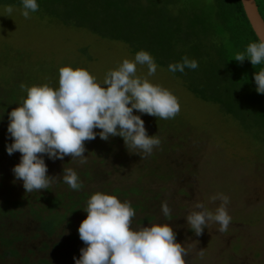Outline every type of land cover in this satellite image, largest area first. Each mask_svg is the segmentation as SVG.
I'll return each instance as SVG.
<instances>
[{
  "label": "rangeland",
  "instance_id": "obj_1",
  "mask_svg": "<svg viewBox=\"0 0 264 264\" xmlns=\"http://www.w3.org/2000/svg\"><path fill=\"white\" fill-rule=\"evenodd\" d=\"M202 3L199 0L196 4ZM6 7L8 5H0V90L13 92L11 96L19 100L33 85L47 83L58 87L59 69L63 66L84 67L102 82L109 70L117 68L124 59L134 58L135 54L119 42H107L84 31L72 32L61 24L40 18L39 13H31L30 18L25 19L20 6H11L13 12L9 15ZM90 43H93L90 51L97 57L92 63L87 61L89 54L78 55L80 49ZM146 72V66H138V75ZM149 79L177 96L180 103L177 115L181 122L178 123L177 118L164 120L144 115L145 120L150 117L144 122L147 134H158L161 139L151 155L134 153L139 152L138 149L128 150L119 136L110 137L108 141L99 136L86 141V163H80L79 158L71 160L70 156L53 161L45 155L48 175L60 176L63 168H73L83 187L72 190L67 184L54 180L50 194L46 190L26 194L31 196V203L42 206L47 205L46 199L39 198L43 193L45 197L64 195L62 213L72 207L71 203L79 201L81 204L74 212H67L76 227L65 222L49 236L39 229L40 223L26 210L25 215H20L21 220H16L21 231L16 234L24 233L23 239L15 245L19 254L4 257L7 250L0 242L3 258L0 264H25L22 260L25 256L31 262L45 257L54 264H66L60 255L64 250L55 247L57 241L75 243L80 249L84 247L79 237L71 240L72 235H79L78 227L86 218L87 213L82 209L94 192L114 194L116 188L123 190L117 194L122 201L141 202V207L135 210L134 227L164 222L161 205L169 204L172 209L169 223L177 233V242L184 244L189 252L186 264H264L262 133L253 126L250 130L244 129L243 122L225 114L218 105L197 98L163 67L157 66L155 76ZM153 124L166 128H154ZM244 124L248 128L251 125L247 121ZM3 139L6 137L0 139V146ZM10 168L12 170L13 166L7 169ZM7 175L9 177H1L0 182L4 187H12L11 194L24 189L22 180H17L13 172ZM134 186L141 187L140 193L130 192ZM5 189H0V202L3 194L8 193ZM219 193L230 200L228 212L232 220L228 230L220 232L218 224L210 223L197 237L187 225L185 216L197 202L214 211L220 201H213L211 197ZM49 213L46 209L44 217ZM146 214H154L157 218L152 222H139ZM6 228L16 229L10 222ZM2 230L6 232L5 227ZM43 241H50L49 249Z\"/></svg>",
  "mask_w": 264,
  "mask_h": 264
},
{
  "label": "clouds",
  "instance_id": "obj_2",
  "mask_svg": "<svg viewBox=\"0 0 264 264\" xmlns=\"http://www.w3.org/2000/svg\"><path fill=\"white\" fill-rule=\"evenodd\" d=\"M20 2L25 19L39 9L38 0ZM5 11L10 15L13 8L8 6ZM245 59L253 66L264 65V38L249 43L234 58L241 63ZM138 66H146V74L138 75ZM198 66L195 59L184 56L181 61L170 63L168 70L183 73L186 68L195 70ZM156 72L152 54L140 50L133 59H124L117 68L109 70L102 82L84 67L66 65L59 69L58 87L44 83L27 88L22 102L7 113L11 143L5 145L7 154H21L12 172L17 180H22L25 191L47 190L54 180L80 190L83 185L73 168H63L60 176H50L44 157L55 161L70 156L71 160L79 158L80 163H86L85 142L97 136L104 141L122 137L128 150L138 149L134 153L151 155L161 139L158 134H147L144 120L134 110L164 120L180 112L177 96L150 81ZM253 77L255 90L264 94V67L255 71ZM211 199L220 201L214 211L197 202L185 216L197 237L210 223L226 232L232 220L229 197L219 193ZM82 210L87 215L78 234L85 246L80 249L79 258L74 257L75 264H186L189 252L177 242V233L169 223L172 209L167 202L161 205L165 221L149 226L134 227L136 211L131 202L104 191L93 193Z\"/></svg>",
  "mask_w": 264,
  "mask_h": 264
},
{
  "label": "trees",
  "instance_id": "obj_3",
  "mask_svg": "<svg viewBox=\"0 0 264 264\" xmlns=\"http://www.w3.org/2000/svg\"><path fill=\"white\" fill-rule=\"evenodd\" d=\"M198 1L38 0L39 9L35 13H39L40 18L52 24H61L72 32L84 31L107 42H119L126 46L131 54L140 50L150 52L157 66L163 67L164 71L179 79L197 98L218 105L225 114L243 122L241 125L244 129L250 130L253 126L262 133L264 142V94H259L255 90L253 77L255 71L258 72L264 65L253 66L248 59L242 63L234 60L235 55L243 52L249 43L259 41L245 14L242 2L201 0L202 5H197ZM257 3L264 17V0H257ZM0 5L22 7L20 0H0ZM92 45L93 43H90L78 52L81 57L83 53L89 54L87 61L91 63L95 59L97 61V57L90 51ZM184 56L195 59L198 68L195 70L186 68L183 73L170 72L168 65L181 61ZM11 93L13 92L7 89L0 90V114L4 112L3 119L0 120V139L6 137L1 140L0 146V178L9 177L7 174L12 170L7 168L14 167L21 155L19 152L9 155L5 149L6 143H11V138L7 136V113L23 100L11 96ZM139 115L145 123L150 118L145 120V114ZM178 117L179 115H176L174 119L177 118L180 123L181 119ZM246 121L251 124L249 128L244 124ZM163 127L154 125V128ZM155 158L156 156L153 157ZM3 188L8 190L0 202V242L7 250L4 257L6 254L12 256L19 254L15 245L23 239L24 233L16 234L21 232L17 228L16 220H21L20 215H25L26 210H29L40 223L39 229L49 236H53L65 222L73 228L76 227L67 212H74L81 204L79 201L71 203L72 207L66 213H62L60 207L64 195L58 193L45 197L43 193L39 198L46 199L47 205L42 206L31 203V196L26 194L25 189L11 194L12 187H4L0 182V189ZM50 189L51 187L46 190L49 194ZM140 191V186L130 188V192L133 193ZM113 193L121 194L123 190L116 188ZM140 204L141 202L132 206L137 210L141 207ZM46 209L50 213L44 217ZM156 218L154 214H146L139 222H152ZM8 222L16 229L8 230L6 228ZM3 227L6 232L2 230ZM78 237L79 235L74 234L71 240H77ZM43 242L47 249L52 245L50 241ZM57 242L53 245L56 244V249L64 250L60 254L64 262L75 264L74 257L78 259L80 256L78 245ZM22 260L25 264H54L51 259L45 257L40 258L38 262H31L26 256Z\"/></svg>",
  "mask_w": 264,
  "mask_h": 264
},
{
  "label": "water",
  "instance_id": "obj_4",
  "mask_svg": "<svg viewBox=\"0 0 264 264\" xmlns=\"http://www.w3.org/2000/svg\"><path fill=\"white\" fill-rule=\"evenodd\" d=\"M241 2L258 39L264 38V17L260 12L257 0H241Z\"/></svg>",
  "mask_w": 264,
  "mask_h": 264
}]
</instances>
